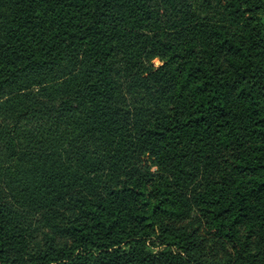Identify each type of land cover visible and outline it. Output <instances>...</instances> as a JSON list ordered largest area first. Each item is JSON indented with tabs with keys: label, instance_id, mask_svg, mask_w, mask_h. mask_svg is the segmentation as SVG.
Masks as SVG:
<instances>
[{
	"label": "trees",
	"instance_id": "obj_1",
	"mask_svg": "<svg viewBox=\"0 0 264 264\" xmlns=\"http://www.w3.org/2000/svg\"><path fill=\"white\" fill-rule=\"evenodd\" d=\"M0 264H264V0H0Z\"/></svg>",
	"mask_w": 264,
	"mask_h": 264
},
{
	"label": "rangeland",
	"instance_id": "obj_2",
	"mask_svg": "<svg viewBox=\"0 0 264 264\" xmlns=\"http://www.w3.org/2000/svg\"><path fill=\"white\" fill-rule=\"evenodd\" d=\"M154 63L156 64V65H159L160 64V61H159V59H154Z\"/></svg>",
	"mask_w": 264,
	"mask_h": 264
}]
</instances>
